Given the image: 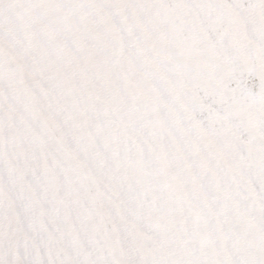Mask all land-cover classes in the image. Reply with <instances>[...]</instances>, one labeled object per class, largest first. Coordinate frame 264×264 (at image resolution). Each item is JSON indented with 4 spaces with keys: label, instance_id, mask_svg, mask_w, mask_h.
<instances>
[{
    "label": "snow or ice",
    "instance_id": "6c2138e0",
    "mask_svg": "<svg viewBox=\"0 0 264 264\" xmlns=\"http://www.w3.org/2000/svg\"><path fill=\"white\" fill-rule=\"evenodd\" d=\"M0 264H264V0H0Z\"/></svg>",
    "mask_w": 264,
    "mask_h": 264
}]
</instances>
